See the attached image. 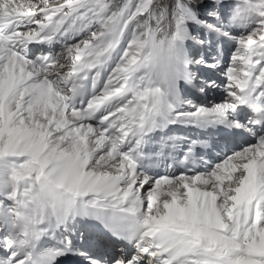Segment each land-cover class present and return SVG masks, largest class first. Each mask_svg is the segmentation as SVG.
Here are the masks:
<instances>
[{
  "label": "snow or ice",
  "instance_id": "obj_1",
  "mask_svg": "<svg viewBox=\"0 0 264 264\" xmlns=\"http://www.w3.org/2000/svg\"><path fill=\"white\" fill-rule=\"evenodd\" d=\"M0 264H264V0H0Z\"/></svg>",
  "mask_w": 264,
  "mask_h": 264
}]
</instances>
